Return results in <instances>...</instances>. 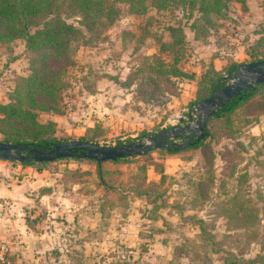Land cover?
I'll return each instance as SVG.
<instances>
[{"label": "rangeland", "instance_id": "rangeland-1", "mask_svg": "<svg viewBox=\"0 0 264 264\" xmlns=\"http://www.w3.org/2000/svg\"><path fill=\"white\" fill-rule=\"evenodd\" d=\"M118 5L121 16L101 37L90 40L86 34L74 42V63L65 77L68 86L61 91L63 112H38L40 122L56 123L59 139L91 136L98 143L116 145L152 135L143 132L154 134L171 128L192 100H180L184 83L195 80L197 87L201 77V73L188 70L196 58V40L210 42L222 54L240 58L260 38V31L264 32V0H246L245 5L231 1L225 16L210 14L211 23H206L209 34L204 39H196L191 26L200 16L196 9L172 5L158 10L150 6L145 13L135 14L127 4ZM171 25L181 27L186 35L178 65L195 76L172 77V84H168L156 69L157 56L165 64L173 62L175 52L161 49V41H172ZM262 49L264 40L258 47ZM29 58L24 39L0 44V103L9 101L16 78L30 73ZM141 65L148 66L145 73L136 71ZM3 136L0 132V140ZM249 136L248 132L242 134L244 146L235 147V142L226 139L215 145L217 157L211 169L204 157L208 151H155L156 162H165L167 172L158 187L166 202L158 210L150 198L132 195L127 207L120 194L98 186L93 165L51 163V169L68 166L73 172L84 168L78 175L69 171L63 178L67 177L69 184L73 179L81 180L88 196L71 195L64 203L68 204L65 211L58 208L59 203L50 202L54 209L49 212L46 208L47 222L41 220L38 225L51 237L42 248L31 250L24 241L15 245L0 240V264H227V250L245 258L263 252L259 241H264V133L254 140ZM185 138L172 140L182 142ZM148 176L157 182L160 178L152 168ZM101 201L106 204V218H95L92 212L81 217L84 206ZM244 205L258 209L260 216L257 228L245 236L241 222L231 221L223 211ZM155 212L157 218L152 217ZM200 219L205 221V233Z\"/></svg>", "mask_w": 264, "mask_h": 264}, {"label": "trees", "instance_id": "trees-1", "mask_svg": "<svg viewBox=\"0 0 264 264\" xmlns=\"http://www.w3.org/2000/svg\"><path fill=\"white\" fill-rule=\"evenodd\" d=\"M231 1L246 4V0H0V44L8 45L17 39H24L26 50L30 53V73L18 76L15 87L9 95V101L0 103V132L4 135L1 141L50 147L69 140V138L59 139L56 136V123L53 120L46 123L40 122L38 112H63L61 91L68 86L65 77L69 66L74 63L72 58L74 42L80 37H85L86 34L90 40L101 37L106 28L121 16L122 10L118 4H127L130 12L135 14L145 13L150 6L158 10L172 5L196 9L200 12V16L194 19L191 26L196 39H204L209 34L206 26L207 22L211 23L209 15L225 16ZM168 28L172 41H161V49H171L175 52V56L170 64H165L157 56L156 74L168 84H172V77L192 79L195 74L187 72L178 65L179 54L186 48V35L181 27L171 25ZM260 32V38L251 45L249 51L247 50L251 61L264 59V49L258 50L264 40V32ZM244 63L246 61L238 62L230 59L221 70H217L211 61L197 80L195 98L189 102V105L193 106L208 98L215 89L223 86L222 83L220 85L218 83L224 76L226 81H229ZM146 68L148 66L141 65L136 71L145 73ZM150 78L156 81L154 77L150 76ZM249 110L259 114L264 113V82L241 91L218 107L207 122L205 137L183 148L161 147L140 155L100 162L90 158L69 156L53 161L20 163L32 165L38 170L50 168L51 163L61 161L93 164L96 167L98 186L109 192L120 194L118 197L123 199L127 207H129V197L132 195L138 198L144 197L147 200L150 198L152 202H155L154 209L158 210L166 202L165 199L160 198L158 187L161 182H164L167 172L165 162L158 164L153 153L163 150L167 154V152L177 153L187 149H201L209 152L204 154V157L211 169L217 157L215 145H218L222 139L233 140L235 147L244 146L242 134L247 132L248 125L259 116V114L253 117L248 116ZM142 134H153V132ZM249 137L253 140L259 138L251 134ZM81 140L97 142L91 136L81 137ZM150 168L160 175L158 182L149 179ZM69 171L71 169L65 166L62 169L63 176ZM81 172L77 168L71 171V175H78ZM202 183L203 181H200L198 185L201 186ZM201 195H204V192H201ZM99 205L102 217L106 218L108 216L105 214L106 204L101 201ZM223 211H226L224 213L231 221L241 222L240 227L245 231L243 236L250 232L251 228L256 229L260 223L258 209L252 206L244 205L237 210L227 208ZM157 216L155 212L152 217L157 218ZM27 221H31L29 217ZM199 222L202 232L205 233L203 226L205 221L200 219ZM259 242L263 252L245 258L244 254L239 255L233 250H225L227 252L225 262L227 264H264V241Z\"/></svg>", "mask_w": 264, "mask_h": 264}, {"label": "crops", "instance_id": "crops-1", "mask_svg": "<svg viewBox=\"0 0 264 264\" xmlns=\"http://www.w3.org/2000/svg\"><path fill=\"white\" fill-rule=\"evenodd\" d=\"M196 41L195 47H193L195 52L193 57L196 58L192 60L188 70L202 75L207 68L208 58L219 49L218 46L210 42L201 43L198 40ZM222 53V51H218V54L213 55L211 59L217 70H221L230 59L238 62L250 60L249 55L246 53L240 58L234 57L231 53H226V55ZM195 82V80H190V82L184 83L180 96L182 102L188 103L189 100L195 98ZM188 107L191 108L190 105ZM256 114L259 113L249 110L247 115L253 117ZM247 132L255 136H261L264 133V113L259 114L258 118L248 125ZM225 139L234 142L231 139ZM93 167L95 170V165ZM80 170L83 171L84 168H80ZM150 170L151 168L148 171ZM93 174L96 177V170ZM71 182L69 184L67 177L63 178L61 168L38 170L32 165H23L14 160H0V240L11 243L16 242L15 245L19 244L17 242L24 241L30 244L28 247L31 250H37L51 242L48 232H42L40 226H38L42 221L47 222L48 216L44 213L45 209L47 208L49 212L54 209V207H51L50 202L54 201V205L59 203L58 208L60 207L62 211H65L64 209L68 204L65 205L64 203H68L67 201L71 195L83 193L88 196V191L83 188L84 183L81 180L73 179ZM58 208L56 206V209ZM133 210L135 209L133 208ZM42 211L43 215L40 216L38 213ZM82 212L81 217L83 218L86 216L85 214L92 212L94 216L97 215L102 219L99 203L84 206ZM28 217L31 220L30 222L27 221ZM23 250L26 251V249ZM23 250L22 253H24Z\"/></svg>", "mask_w": 264, "mask_h": 264}, {"label": "water", "instance_id": "water-1", "mask_svg": "<svg viewBox=\"0 0 264 264\" xmlns=\"http://www.w3.org/2000/svg\"><path fill=\"white\" fill-rule=\"evenodd\" d=\"M260 82H264V59L242 64L237 69L232 80L226 81L224 76L222 81L218 83V85L222 83V87L215 89L208 98L195 104L196 109L191 107L190 112H194L197 116V125L185 123L172 126L152 135L142 136L140 139L116 145L69 139L50 147H37L28 143H11L0 140V160L44 162L53 161L61 157L77 156L100 162L140 155L161 147L174 146L183 148L189 143L198 142L205 137L207 122L215 114L218 107L238 95L241 91H246ZM184 135L186 138L182 142L172 140ZM75 151H78V153H75Z\"/></svg>", "mask_w": 264, "mask_h": 264}, {"label": "built area", "instance_id": "built-area-1", "mask_svg": "<svg viewBox=\"0 0 264 264\" xmlns=\"http://www.w3.org/2000/svg\"><path fill=\"white\" fill-rule=\"evenodd\" d=\"M232 79H230V80H232ZM195 106L196 105H193L191 107H194V109H196ZM190 109L191 108L188 107V108H186L185 111H183L182 113L177 115V117L175 118L176 125H174V126L183 125L185 123H189L191 125H197V123H198L197 116L194 112H190Z\"/></svg>", "mask_w": 264, "mask_h": 264}]
</instances>
